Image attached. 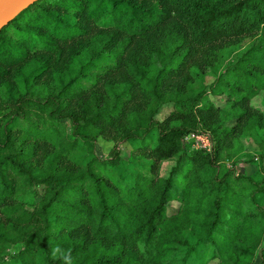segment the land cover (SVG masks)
Returning a JSON list of instances; mask_svg holds the SVG:
<instances>
[{"label":"trees","instance_id":"obj_1","mask_svg":"<svg viewBox=\"0 0 264 264\" xmlns=\"http://www.w3.org/2000/svg\"><path fill=\"white\" fill-rule=\"evenodd\" d=\"M64 256L264 264V0H31L0 26V264Z\"/></svg>","mask_w":264,"mask_h":264},{"label":"rangeland","instance_id":"obj_2","mask_svg":"<svg viewBox=\"0 0 264 264\" xmlns=\"http://www.w3.org/2000/svg\"><path fill=\"white\" fill-rule=\"evenodd\" d=\"M211 100L214 102V104H216L217 106H221L224 104L225 102V98L224 97H213L211 98ZM257 101V100H256ZM255 101V102H256ZM171 111V107L170 106H166L164 107L160 114L157 116V119L158 120H163L165 117H167V115L169 114V112ZM244 143V146L246 148H248L249 152L248 153H251V148H255V146L253 145L252 142H249V141H243ZM97 153L100 157H104L105 155V150L104 148H102V146H98L97 147ZM129 155H130V148L129 147H126L122 150V156L124 159H128L129 158ZM244 161H238L237 162V167L238 168H246V171L248 173H251V172H255V168L256 167H253V166H248L246 165L245 163H243ZM174 164L172 162H166L162 165L161 167V171H160V174L162 177H166L167 173L169 172L170 168L173 166ZM176 210V204L175 205H171L169 206L168 208V214H171L173 212H175Z\"/></svg>","mask_w":264,"mask_h":264},{"label":"water","instance_id":"obj_3","mask_svg":"<svg viewBox=\"0 0 264 264\" xmlns=\"http://www.w3.org/2000/svg\"><path fill=\"white\" fill-rule=\"evenodd\" d=\"M30 1L31 0H0V26ZM189 142H193V140H189ZM241 173H244V169H241Z\"/></svg>","mask_w":264,"mask_h":264},{"label":"built area","instance_id":"obj_4","mask_svg":"<svg viewBox=\"0 0 264 264\" xmlns=\"http://www.w3.org/2000/svg\"><path fill=\"white\" fill-rule=\"evenodd\" d=\"M190 140H193V142L195 143L194 147L196 149H202L207 152H210L212 149L211 142L208 139V137L205 135H197V136L191 135Z\"/></svg>","mask_w":264,"mask_h":264},{"label":"clouds","instance_id":"obj_5","mask_svg":"<svg viewBox=\"0 0 264 264\" xmlns=\"http://www.w3.org/2000/svg\"><path fill=\"white\" fill-rule=\"evenodd\" d=\"M57 252H59L58 248L54 250L53 255L55 256ZM63 258L66 261V264H70V262L68 261V257L67 256H64Z\"/></svg>","mask_w":264,"mask_h":264}]
</instances>
